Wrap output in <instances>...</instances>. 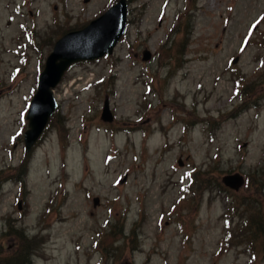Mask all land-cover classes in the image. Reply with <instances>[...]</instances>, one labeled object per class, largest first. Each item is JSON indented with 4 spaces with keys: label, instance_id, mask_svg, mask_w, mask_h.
I'll list each match as a JSON object with an SVG mask.
<instances>
[{
    "label": "rangeland",
    "instance_id": "1",
    "mask_svg": "<svg viewBox=\"0 0 264 264\" xmlns=\"http://www.w3.org/2000/svg\"><path fill=\"white\" fill-rule=\"evenodd\" d=\"M119 1L0 0V264L23 258L18 232L32 264H264V0H128L114 54L65 74L26 148L56 42ZM227 199L249 224L226 246Z\"/></svg>",
    "mask_w": 264,
    "mask_h": 264
},
{
    "label": "water",
    "instance_id": "2",
    "mask_svg": "<svg viewBox=\"0 0 264 264\" xmlns=\"http://www.w3.org/2000/svg\"><path fill=\"white\" fill-rule=\"evenodd\" d=\"M127 15V2L121 0L84 30L67 34L56 43L39 77L38 91L28 113L29 130L25 135L27 149L34 147L57 111L58 102L54 90L65 74L76 64L111 56L126 32ZM146 54L145 56L150 57L148 53ZM147 58L145 57L144 60L149 59ZM107 117L110 119L109 122H113L114 117L110 112L108 101L105 103L102 119ZM223 183L239 191L244 185V178L239 175L225 176Z\"/></svg>",
    "mask_w": 264,
    "mask_h": 264
},
{
    "label": "trees",
    "instance_id": "3",
    "mask_svg": "<svg viewBox=\"0 0 264 264\" xmlns=\"http://www.w3.org/2000/svg\"><path fill=\"white\" fill-rule=\"evenodd\" d=\"M171 53V52H169ZM243 83V78H239L237 79V81L235 82L236 86H240ZM199 171H195L192 175H191V180H192V186L191 189H193V187L196 188L197 183H201L203 182V179L201 178V176H204V173L200 172L198 175ZM23 185V184H22ZM192 192L194 193V190H192ZM242 203H239L238 200H236L235 203L233 202H228V199L226 200V212L223 214L224 215V220H225V229L227 230L226 232V238H225V243L229 242L232 239H240L244 238L247 236V233L245 232H241L238 233L236 230L232 231V225L234 223V221H238L239 224L244 223L246 224L244 228H242L240 231H246V228L249 224L248 219H244L242 216L240 217L241 214V209H242ZM249 205V202H247V206ZM251 208V205L250 207ZM254 216H251V220L253 221ZM260 220V221H259ZM258 223H257V228L261 231V233L263 234V239H264V221L261 220V218L259 217ZM239 231V232H240ZM18 239H19V243L21 244L20 248L25 247L26 248V252L28 253V256H26V252L23 253V258H13V259H9L5 261V264H32V256H34V252L37 250V246L35 245V239H31V238H27L23 232H18L17 233ZM252 240H250L248 243H251ZM229 245V244H228ZM248 253H250V257H251V261L249 262V264H254L256 260H258V254L256 253V251L253 248H249L247 250ZM28 258V259H27ZM103 261L105 262V259H103Z\"/></svg>",
    "mask_w": 264,
    "mask_h": 264
}]
</instances>
